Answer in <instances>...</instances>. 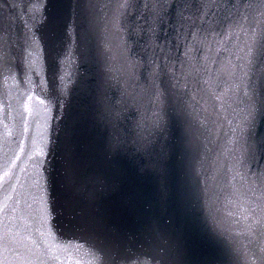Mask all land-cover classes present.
Segmentation results:
<instances>
[{
    "label": "water",
    "instance_id": "95a60500",
    "mask_svg": "<svg viewBox=\"0 0 264 264\" xmlns=\"http://www.w3.org/2000/svg\"><path fill=\"white\" fill-rule=\"evenodd\" d=\"M46 2L0 0V237L7 225L14 241L6 251L0 239V264H108L95 241L77 230L86 210L82 213L83 202L65 184L64 144L75 126L78 139L86 145L98 101L114 103L130 131L138 121L146 124L151 119L156 109L147 100L135 102L143 81L142 69L132 65L153 52L159 55L156 45L163 40L156 35L163 34L149 31L146 20L151 18L143 7L155 0H49V23L38 31ZM189 2L204 6L195 17L198 38L211 40L217 34L216 39L225 42L222 47L213 43L208 51L189 38L192 66L199 67L207 57L209 72L196 77L199 85L189 81L197 91L195 107L200 115L186 144L172 143L170 181L183 179L187 166L189 182L199 181L222 227L216 240L210 241L174 201L167 206L156 203L155 176L137 175V164L130 160L125 162L130 179L124 191L139 192L140 200L124 212L123 220L115 219L137 244L151 242L140 217H152L162 230L182 235L181 242L195 257L261 264L264 228L253 227L250 217L264 200V184L255 177L257 166L248 162L251 93L247 86L255 80V61L245 44L251 48L259 40L264 0ZM184 16L193 12L185 11ZM181 23L196 31L189 23L174 20L177 31ZM33 35L37 40L42 35L39 47ZM184 51L181 38L176 55L183 57ZM56 52H60L58 63ZM185 71H190L187 65ZM256 124L264 131L259 117ZM52 199L59 212L56 226ZM167 240L165 236L161 242Z\"/></svg>",
    "mask_w": 264,
    "mask_h": 264
},
{
    "label": "snow or ice",
    "instance_id": "6c2138e0",
    "mask_svg": "<svg viewBox=\"0 0 264 264\" xmlns=\"http://www.w3.org/2000/svg\"><path fill=\"white\" fill-rule=\"evenodd\" d=\"M48 7L49 0L44 4V17L38 31L49 23L46 15ZM143 7L147 17L151 18L150 21L146 20L150 25L149 31L163 34L156 35V39H162L163 43L156 45L159 55L153 52L151 57L132 65L134 69H142L139 79L143 81L141 94L135 98V102L143 104L147 100L156 111L146 124L138 121L136 129L130 131L122 124L114 103L98 101L91 112V128L86 145L78 139L75 126L66 134L65 184L83 202L85 208L82 213L86 210V216L77 230L95 241L108 257V264H227L224 258L193 256L187 245L181 242L182 235L162 230L155 218L140 217L151 242L139 244L132 234L121 229L115 219L119 217L123 220L124 212L135 207L140 200L139 192L124 191L125 184L130 179L125 162L130 160L137 164V175L151 172L155 176L156 203L167 206L170 201H174L186 217L204 229L210 241L216 240L219 228L222 227L213 212L211 201L205 200L207 194L199 181L194 184L189 182L187 166L183 179H177L174 183L170 181V160L172 143L184 146L193 123H198L199 120L200 114L195 107L197 91L189 87V81L195 80L199 85L200 81L196 77L209 72L207 57L199 67L192 66L189 38L194 45H202L208 51H211L213 43L222 47L225 41L216 39L217 34H213L211 40L207 36L203 40L198 38L200 29L195 24V17L204 8L203 5L190 3L189 0H155ZM188 10L193 12V16H184V12ZM174 20L187 22L196 31L186 29L184 23L180 24V31H177ZM165 25L168 27L167 32ZM63 28L66 33L67 23H64ZM229 28L231 29V25ZM258 35L259 40L251 48L245 44L247 54L255 61V80L247 86L251 93L248 162L257 166L255 177L264 184V166L260 165V161H264V131L256 124L257 117L264 122V28H261ZM181 38L185 49L183 57L176 55L181 46ZM32 41L39 47L43 37L40 35L37 40L33 35ZM59 55L60 52H56L54 56L57 63ZM85 55L86 50L81 52L82 57ZM186 65L190 71H185ZM161 84L164 85L163 88L159 86ZM205 84L209 82L206 81ZM51 212L56 226L59 212L53 199ZM250 219L253 227L264 228V200L256 204ZM165 236L168 240L162 243ZM0 239L8 251V245L14 241L7 225L4 226V234ZM261 251L264 252V249ZM259 259L264 264V255Z\"/></svg>",
    "mask_w": 264,
    "mask_h": 264
}]
</instances>
